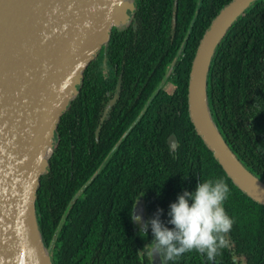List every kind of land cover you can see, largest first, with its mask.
I'll return each mask as SVG.
<instances>
[{
	"label": "trees",
	"instance_id": "trees-1",
	"mask_svg": "<svg viewBox=\"0 0 264 264\" xmlns=\"http://www.w3.org/2000/svg\"><path fill=\"white\" fill-rule=\"evenodd\" d=\"M135 26L113 28L61 116L60 139L40 178L36 206L54 264H152V239L129 212L142 197L148 218L203 179L229 185L230 247L213 261L192 250L164 264H264V204L226 174L188 113V80L200 38L229 0H136ZM175 65L168 75L171 63ZM121 75V90L96 128ZM108 92V93H107ZM209 102L223 136L264 180V0H256L219 44ZM174 134L172 149L168 135ZM186 175V176H185ZM159 193V194H158ZM172 227L171 224H167Z\"/></svg>",
	"mask_w": 264,
	"mask_h": 264
},
{
	"label": "water",
	"instance_id": "water-1",
	"mask_svg": "<svg viewBox=\"0 0 264 264\" xmlns=\"http://www.w3.org/2000/svg\"><path fill=\"white\" fill-rule=\"evenodd\" d=\"M256 0H229L199 40L188 80V113L204 143L243 192L264 204V180L249 169L219 129L208 77L217 48ZM136 0H0V264H54L37 215L40 178L59 143L61 116L80 93L84 72L113 28L136 24ZM175 62L168 68L171 73ZM121 90V75L96 128ZM172 149L174 134L168 137ZM134 212L146 222L143 200ZM152 264H164L158 252Z\"/></svg>",
	"mask_w": 264,
	"mask_h": 264
},
{
	"label": "clouds",
	"instance_id": "clouds-1",
	"mask_svg": "<svg viewBox=\"0 0 264 264\" xmlns=\"http://www.w3.org/2000/svg\"><path fill=\"white\" fill-rule=\"evenodd\" d=\"M229 192V185L223 177L203 179L193 190H182L168 206L167 224L172 227L160 219L161 208H157L144 223L134 212L135 206L129 216L140 226L142 237L147 236L150 226L152 239L146 243L149 245L147 251L158 252L162 261L178 259L192 250L213 261L222 249L230 247L228 234L233 219L224 208Z\"/></svg>",
	"mask_w": 264,
	"mask_h": 264
},
{
	"label": "flooded vegetation",
	"instance_id": "flooded-vegetation-1",
	"mask_svg": "<svg viewBox=\"0 0 264 264\" xmlns=\"http://www.w3.org/2000/svg\"><path fill=\"white\" fill-rule=\"evenodd\" d=\"M131 25H133V26H135V24H131ZM120 76V75H119ZM108 93V92H107ZM172 134V133H171ZM170 135V134H169ZM169 135H168V137H169ZM140 198H142V197H140ZM142 200H143V198H142ZM143 206H144V212H145V216H146V222H147V220H148V209L145 207V205H144V200H143ZM138 226V225H137ZM148 230H149V228H148ZM244 257V256H243ZM238 264H240V263H238ZM243 264H246V258L244 257V263Z\"/></svg>",
	"mask_w": 264,
	"mask_h": 264
},
{
	"label": "rangeland",
	"instance_id": "rangeland-1",
	"mask_svg": "<svg viewBox=\"0 0 264 264\" xmlns=\"http://www.w3.org/2000/svg\"><path fill=\"white\" fill-rule=\"evenodd\" d=\"M138 228L140 227L139 225L137 226ZM236 260L238 261V263L243 264L244 263V257L243 256H237Z\"/></svg>",
	"mask_w": 264,
	"mask_h": 264
}]
</instances>
